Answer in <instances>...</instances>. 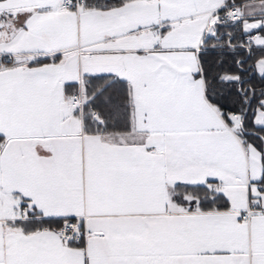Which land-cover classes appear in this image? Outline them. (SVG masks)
<instances>
[{"label":"snow or ice","instance_id":"6c2138e0","mask_svg":"<svg viewBox=\"0 0 264 264\" xmlns=\"http://www.w3.org/2000/svg\"><path fill=\"white\" fill-rule=\"evenodd\" d=\"M0 264H264V0H0Z\"/></svg>","mask_w":264,"mask_h":264}]
</instances>
